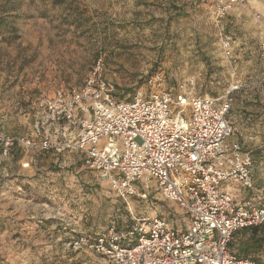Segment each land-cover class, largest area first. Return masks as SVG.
I'll use <instances>...</instances> for the list:
<instances>
[{
	"label": "rangeland",
	"instance_id": "1",
	"mask_svg": "<svg viewBox=\"0 0 264 264\" xmlns=\"http://www.w3.org/2000/svg\"><path fill=\"white\" fill-rule=\"evenodd\" d=\"M218 1L0 0V137L31 138L37 99L83 86L99 59L122 99L144 88L147 73L163 71L172 85L194 79L200 95L223 96L240 82L230 116L264 115V0H241L219 23ZM225 35L248 43L236 68L222 54ZM258 122L257 140L245 149L256 157L264 193V117ZM238 139L243 144L236 132ZM76 162L74 154L17 143L4 156L0 143V264H104L73 242L130 224V210L143 212ZM156 198L147 215L179 210ZM248 238L239 235L235 246ZM253 258L264 264V248Z\"/></svg>",
	"mask_w": 264,
	"mask_h": 264
},
{
	"label": "built area",
	"instance_id": "2",
	"mask_svg": "<svg viewBox=\"0 0 264 264\" xmlns=\"http://www.w3.org/2000/svg\"><path fill=\"white\" fill-rule=\"evenodd\" d=\"M240 2L218 1V23ZM238 46L234 35L221 38L232 68ZM260 50L264 58V39ZM241 90L236 82L223 96L200 95L194 79L172 85L157 71L122 99L99 59L83 86L37 99L31 138L2 136L0 143L4 156L15 143L42 153H75L124 204L143 208L130 210L128 225L112 223L95 238L73 242L104 264H259L229 251L235 234L264 227L252 151L232 141L230 115ZM156 196L179 210L147 215ZM178 214L180 223L174 221Z\"/></svg>",
	"mask_w": 264,
	"mask_h": 264
},
{
	"label": "trees",
	"instance_id": "3",
	"mask_svg": "<svg viewBox=\"0 0 264 264\" xmlns=\"http://www.w3.org/2000/svg\"><path fill=\"white\" fill-rule=\"evenodd\" d=\"M3 26H5V23L0 21V30L3 28ZM151 74H153V73H151ZM13 147H14V145H13ZM74 155H76V157H77L76 164L84 166V162L82 161L80 156L75 154V153H74ZM253 157H254V161H255L254 183H255V188L259 189L261 187V185L259 184L258 180L256 179V157H255L254 153H253ZM263 229H264V227H255V228L243 230V231L235 234L231 243L229 244V251L231 253L237 254L238 257H240L242 259H251V260H254L255 262H257L259 264H263L260 261H258L256 258H253V256L256 253L262 252V250L264 248V238L260 237L261 231ZM243 234L249 235L248 240L245 241L244 243H240L239 246H235V244L237 243V240H238L237 237H239V235H243Z\"/></svg>",
	"mask_w": 264,
	"mask_h": 264
},
{
	"label": "crops",
	"instance_id": "4",
	"mask_svg": "<svg viewBox=\"0 0 264 264\" xmlns=\"http://www.w3.org/2000/svg\"><path fill=\"white\" fill-rule=\"evenodd\" d=\"M256 3H258L257 0H256ZM262 11L264 12V7L262 8ZM258 29H259V31L261 30L260 28H258ZM261 36H262V38L259 41V46H260L261 41H263V39H264V34L261 33ZM246 43H247V41H243L241 39L239 40V46L235 50V57L238 60H241V54L244 51L243 46L246 47L248 44V43L247 44ZM232 110H233V107H232ZM239 115H237L236 118H235V116L234 117L230 116V121H231L232 125L234 126L236 132H239L240 136H242V142H243L244 147H245V145L251 146L253 144V142L257 140V135H259V133H260L256 123H260V122H258V120H262L264 115H262L260 117H258V116L255 117L252 114H247V112H242V111L239 112ZM232 120H234V122L237 123V127L240 128L239 129L240 131H237ZM236 132H235V134H236ZM232 141H234V140H232ZM237 141H241V140L238 139Z\"/></svg>",
	"mask_w": 264,
	"mask_h": 264
}]
</instances>
